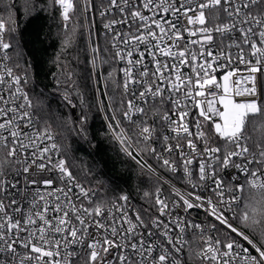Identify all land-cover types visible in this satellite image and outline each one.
<instances>
[{"label": "snow or ice", "instance_id": "obj_1", "mask_svg": "<svg viewBox=\"0 0 264 264\" xmlns=\"http://www.w3.org/2000/svg\"><path fill=\"white\" fill-rule=\"evenodd\" d=\"M21 10L58 14L48 92H33ZM77 36L91 56L104 138L160 170L148 165L155 186L140 207L128 193L96 199L50 130L41 96L58 95L80 109L59 126L96 147L92 105L73 95L61 67ZM194 208L224 231L213 225L218 234L204 238L186 215ZM188 228L200 229L199 250ZM0 264H264V0H0Z\"/></svg>", "mask_w": 264, "mask_h": 264}, {"label": "trees", "instance_id": "obj_2", "mask_svg": "<svg viewBox=\"0 0 264 264\" xmlns=\"http://www.w3.org/2000/svg\"><path fill=\"white\" fill-rule=\"evenodd\" d=\"M14 3L19 6L21 0H14ZM18 20L22 32V43L25 45L24 50L28 54L26 59H31L34 62L36 86L33 92L34 94H40L41 90L48 92L54 85L51 74L58 71L57 67L51 63L60 48L62 36L58 14L54 13L50 17L47 13L40 12L35 14L33 19L25 18L21 10ZM90 58L85 39L77 36L67 51L66 59L62 57L61 67L66 72L72 73V81L75 84L73 95L75 96V91L79 90L85 105H92L89 133L92 137V144L96 147L93 148L67 128L59 126L61 119H66L69 116L75 119L79 115L80 109L77 107L73 112L65 108L58 95L53 98L41 96V99L48 101L51 109V119L48 121L50 130L58 137L59 144L63 146L68 163L77 178L86 186L95 188L101 200L114 198L121 193H128L137 207H140L145 203L141 199L143 192L154 188L155 179L146 173L136 160L130 159L121 152L117 142L110 138H104L106 124L103 113L99 112L96 104L97 83L96 78L90 75L91 65L87 62ZM107 71L108 68L105 66V76H107ZM99 87L103 91L105 83L101 81ZM107 92L109 96L119 98V90L111 81L107 83ZM103 99L107 105V98ZM74 103H79V100H74ZM244 195L248 196L249 192L246 190Z\"/></svg>", "mask_w": 264, "mask_h": 264}, {"label": "built area", "instance_id": "obj_3", "mask_svg": "<svg viewBox=\"0 0 264 264\" xmlns=\"http://www.w3.org/2000/svg\"><path fill=\"white\" fill-rule=\"evenodd\" d=\"M97 26L99 27V18L98 17H97ZM57 143H59L58 139H57ZM136 160L140 161V165H143V167H141V166L140 167L146 173H148L153 179H156L152 175V173H150L148 171V165H152L153 168H157V164L153 158H149L148 156H144L142 159L141 157L138 156V159H136ZM144 161H147V163L145 164ZM157 171H160V170L157 168ZM161 175L164 176L165 179L176 184L177 186H182L183 181L181 179V176L175 175L172 173H168L167 175H165L164 172H161ZM83 185L86 188H90V187L86 186L85 184H83ZM90 189H92V192H93V195L95 196V198L98 200H101L99 197L98 191L95 188H90ZM197 191H199V189H197ZM204 195L207 196L208 193L205 192ZM130 201H131L132 205H135L137 207L136 203L131 198H130ZM186 215L191 219L192 223L201 225V227L204 229V233H203L204 238H206L208 236L215 237L218 234L217 232L210 230L213 225H215V227L217 229H219L220 232L224 231L223 226H221L219 224V222L215 221L214 218L206 217V214L202 208L191 209ZM227 215L230 216L231 214L228 213ZM184 238L189 242V244L191 245V247L194 250H199V248L203 247V240L201 237L200 229L188 228Z\"/></svg>", "mask_w": 264, "mask_h": 264}]
</instances>
